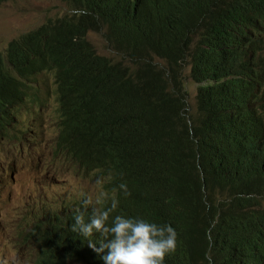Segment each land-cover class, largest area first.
<instances>
[{
  "label": "trees",
  "instance_id": "16d2710c",
  "mask_svg": "<svg viewBox=\"0 0 264 264\" xmlns=\"http://www.w3.org/2000/svg\"><path fill=\"white\" fill-rule=\"evenodd\" d=\"M62 1L87 14L68 12L0 54V129L16 120L8 110L13 100L35 102L33 76L46 71L52 78L44 82L47 95H55L61 112L60 147L82 174L110 175L106 189L127 184L129 194L117 193L114 214L176 229V248L165 264H264V244L252 249L264 232V115L247 97L241 106L228 101L215 85L199 86L190 102L188 89L172 75L180 57L170 37L155 31L146 15L131 18L122 0ZM151 1L166 2L174 26L194 20L206 40L212 37V46L194 53L193 79L201 83L213 79L222 54L234 46L223 25L257 0ZM101 31L108 49L124 55L127 70L88 42L91 32ZM155 58L167 68L154 65ZM34 105L41 107V100ZM253 203L259 208L247 209ZM61 207L39 209L30 219L38 220L31 239L39 263L103 264L69 229L77 208L86 222L92 209Z\"/></svg>",
  "mask_w": 264,
  "mask_h": 264
},
{
  "label": "clouds",
  "instance_id": "9594fccd",
  "mask_svg": "<svg viewBox=\"0 0 264 264\" xmlns=\"http://www.w3.org/2000/svg\"><path fill=\"white\" fill-rule=\"evenodd\" d=\"M165 5L166 2L153 3L151 0H122L119 6L131 18L134 17L135 13L148 16L149 24L155 31L167 34L170 37L171 48L180 57L179 65L172 75L177 76L186 88L187 84L184 82V77H188L197 84L194 95H191L188 91L190 102L194 101L199 86L215 85L220 87L224 97L228 101L235 102L239 106H241L244 98H249L254 107L263 116L264 0H257L236 19L223 25L229 32L234 46L222 54L223 58L216 69L213 79L201 83L193 79L194 53H196V49L201 47L212 46V37L206 40L202 26L194 20L184 18L179 26H174L166 13ZM69 14L75 16L86 15L87 9L72 8ZM117 27H121L125 32L132 31V28L122 25H118ZM97 36L103 39L107 45L102 31ZM111 51L114 52L113 50ZM116 54L118 58H106L116 61L115 64H120L122 68L127 70L126 65L120 59L124 55ZM153 63L159 68L165 69L168 66L165 60L159 58H155ZM128 65L131 67L130 64ZM43 72L46 71H41L34 75L33 79H35V82H31L35 102L24 101V96L8 104V110L12 117L16 115L17 119L19 111L23 108L31 110L36 108L39 115L46 116V108L52 99L55 100L57 107L55 95L52 94L53 97L49 98L44 81L38 82L36 80L37 76ZM27 87L28 83L24 85L23 91L25 95ZM40 100L41 107L34 105ZM56 112L57 119L55 120V124L58 127V134L53 141L52 155L55 160L60 161L69 158L66 156L67 151L60 147L62 132L61 112L57 111V108ZM6 130L4 128L0 129V220L2 219V211L7 210L11 204L12 191L15 188L23 189L31 201L38 200L41 197L45 198L43 201L39 200L35 205L30 202L26 204L25 209H28L31 216L22 222L21 237L19 238V240H22V244L18 243L15 245V247L22 246L26 248L32 254L34 264H40L38 250L31 239V233L38 220L30 219L35 211L39 209L44 208L45 212L48 213L54 210L55 192L53 190L47 194L46 190L44 192L32 191L27 180L28 177L34 175L38 176L40 182L44 183L48 190L52 188L46 184L38 173H20L23 166V157H18L20 152L17 153L16 143L22 139L19 138L16 142L7 140L5 137ZM9 145H13V148L8 150L7 147ZM144 155H147L146 152ZM27 156L29 155L25 157ZM69 160L72 161V159ZM110 180V175L97 177L93 181V187L90 191L79 194L81 205L92 209V212L86 222L84 213L77 208L72 215L74 223L70 225V231L78 233L80 237H83L84 241L82 242L86 241L88 248L96 254L103 264H165L166 255L174 252L176 248V229L170 223H156L139 216L114 214L119 202L117 193L119 192L120 195L126 197L129 194V190L125 182H120L110 189H106L104 184ZM5 190H7L8 198L4 199L3 193ZM46 201L48 207L46 206ZM261 201V205L264 208V198H261ZM60 208L62 207L55 210ZM257 208L259 207L255 203L247 207V209ZM85 211L90 212L88 209ZM94 232L100 236V239L97 241H93L91 238ZM97 244L99 245L98 247ZM263 244L264 232L260 235L259 239L252 242V249L256 251Z\"/></svg>",
  "mask_w": 264,
  "mask_h": 264
},
{
  "label": "rangeland",
  "instance_id": "374dc122",
  "mask_svg": "<svg viewBox=\"0 0 264 264\" xmlns=\"http://www.w3.org/2000/svg\"><path fill=\"white\" fill-rule=\"evenodd\" d=\"M70 12L68 3L62 0H6L0 2V53H4L13 40H18L22 36L35 32L46 26L49 21H62L64 16ZM88 42L96 49V52L103 57H116L108 49L105 41L91 32ZM187 74V72L185 71ZM50 75L46 72L40 73L36 80L47 83L51 81ZM188 91L191 95L195 94L197 84L188 77H184ZM56 102L54 99L49 101L46 108V116L39 115L37 109L23 108L19 111L18 117L13 118V125L6 130V139L16 142L18 157H23L21 174L38 173L41 178L52 189L48 190L44 183L40 182L37 175L28 177V183L33 192H44L47 194L53 190L55 201L53 208L61 206H72L80 204V193L88 192L93 187L95 180L91 175L82 174L76 164L69 159L55 160L52 155L53 141L58 134V127L55 124L57 119ZM15 120V121H14ZM9 145L7 149H11ZM24 148V150H23ZM15 150V149H14ZM16 153V154H17ZM11 155V153H9ZM26 155H29L25 157ZM109 182L104 184L106 188ZM3 197L8 198L7 190ZM38 200L31 201L28 194L21 188L12 191L11 204L7 210L2 211L0 220V264H34L32 254L22 246L20 232L23 221L30 216L25 206L28 202L35 205ZM46 206L48 207L47 201Z\"/></svg>",
  "mask_w": 264,
  "mask_h": 264
}]
</instances>
